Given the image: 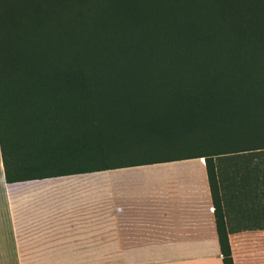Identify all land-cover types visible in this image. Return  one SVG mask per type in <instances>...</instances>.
I'll return each mask as SVG.
<instances>
[{
    "label": "trees",
    "instance_id": "1",
    "mask_svg": "<svg viewBox=\"0 0 264 264\" xmlns=\"http://www.w3.org/2000/svg\"><path fill=\"white\" fill-rule=\"evenodd\" d=\"M66 1L0 0L5 181L203 157L222 264H234L213 158L264 150V0H100L66 23L78 47L34 52L41 18ZM205 132L173 155H118ZM66 178L53 182L87 180Z\"/></svg>",
    "mask_w": 264,
    "mask_h": 264
},
{
    "label": "crops",
    "instance_id": "2",
    "mask_svg": "<svg viewBox=\"0 0 264 264\" xmlns=\"http://www.w3.org/2000/svg\"><path fill=\"white\" fill-rule=\"evenodd\" d=\"M213 159L233 263L264 264V150ZM110 261L222 264L203 157L7 183L0 154V264Z\"/></svg>",
    "mask_w": 264,
    "mask_h": 264
},
{
    "label": "rangeland",
    "instance_id": "3",
    "mask_svg": "<svg viewBox=\"0 0 264 264\" xmlns=\"http://www.w3.org/2000/svg\"><path fill=\"white\" fill-rule=\"evenodd\" d=\"M99 1L100 0H67L65 2V8H50L48 14L41 18V24L38 29H36L34 41L33 44L30 45V48L33 49L34 52L43 53L49 49L78 47V40L63 36V32L67 30V26L70 31L74 30L72 26L66 25V23L71 18H79L92 14L99 5ZM215 134L216 132H205L196 134V137L186 138L185 136H178L177 139H173L169 136H159L152 141V147L142 148H139L134 142H130L120 148L121 151L118 155L124 160L137 159L152 154L161 156L173 155L179 151H188L197 148L196 144H198V137H209ZM253 135V133H247L245 135L235 136L234 139L226 138L225 141L229 143L244 142L246 139L252 140L253 138L251 136ZM262 136H264V134H262ZM93 264L101 263L93 262ZM109 264L132 263L110 261ZM162 264H164V262H162Z\"/></svg>",
    "mask_w": 264,
    "mask_h": 264
}]
</instances>
